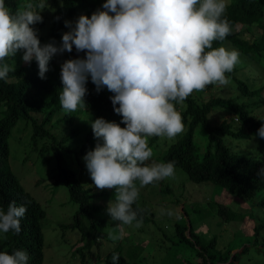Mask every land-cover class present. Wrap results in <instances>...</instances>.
<instances>
[{
  "label": "clouds",
  "instance_id": "1",
  "mask_svg": "<svg viewBox=\"0 0 264 264\" xmlns=\"http://www.w3.org/2000/svg\"><path fill=\"white\" fill-rule=\"evenodd\" d=\"M46 4L27 3L13 12L0 0V79L6 81L16 70L15 62L5 61L18 52L24 63L37 62L41 79L55 56L73 49L84 54L61 64L59 102L65 113L87 107L89 78L97 93L105 88L112 93L114 112L122 120H93L97 143L83 159L97 189H115L107 207L111 220L129 226L135 221L139 228L143 221L133 205L140 189L176 174L175 161L153 159L149 139L174 140L184 130L176 105L209 85H228L226 73L239 63L238 50L222 43L213 47L232 32L225 15L229 0H104L90 16L81 14L74 23L65 20L69 30L58 44L54 39L42 44L34 27L43 22ZM257 135L264 139V124ZM258 174L264 175V168ZM26 212L27 205L15 201L6 210L0 207V234H19ZM109 238L120 240L122 233ZM119 259L113 253V264ZM28 261L26 250L0 251V264Z\"/></svg>",
  "mask_w": 264,
  "mask_h": 264
},
{
  "label": "trees",
  "instance_id": "2",
  "mask_svg": "<svg viewBox=\"0 0 264 264\" xmlns=\"http://www.w3.org/2000/svg\"><path fill=\"white\" fill-rule=\"evenodd\" d=\"M50 7L54 6L53 13L41 11L43 22L37 23L34 27L38 30L41 43H46L45 35L40 33L44 26L49 27L50 38L56 42L61 40L62 34L68 31L65 27V20L71 21L77 15L79 7L88 5L89 0H50ZM41 0H27L25 3L38 5ZM12 11L15 12L21 7L18 0H6ZM38 10V9H37ZM92 10V9H91ZM231 23L232 32L223 42L216 41L213 47H219L221 43H231L228 49H236L256 61L264 64V0H229L225 13ZM256 26L261 29L262 36L257 41L246 39L245 34L249 30H239V25ZM230 45V44H229ZM235 46V47H234ZM83 53H72L63 56L62 60L73 58ZM6 63L13 64L12 58H6ZM57 62L53 58L49 63V71L46 78L41 79L38 75V64L35 60L31 64H23L16 67L14 72H9L7 80L0 79V207L7 209L10 202L15 201L17 205L26 204L27 212L21 219V232L14 234H0V251L12 253L17 249L26 250L29 254L28 264L46 263V234L44 223L48 217L47 202L36 197L28 190L21 179L16 174L10 161L12 156V146L10 139L13 138L14 131L21 123H25L31 129L32 144L38 145L42 140H47L46 150L53 152V157L58 161V172L48 180L43 181L44 187L55 197L58 190L66 188L69 200L76 207L75 213L70 222L61 223L65 231L73 232L78 236V243L73 247V254L80 256V264H94L88 260V255L93 247L98 251L102 250L103 240L108 238L109 233L106 227L112 224L107 217V207L115 196V189L95 191V188L84 183V176L75 168L68 165L63 158L61 147L69 140L78 137L86 131V138L81 148L74 151L77 162L83 165L81 158L87 151L93 149L97 143L94 138L92 127L72 128L75 122V112L67 113L59 120L70 126L66 137L58 140L51 130L46 128L55 115L63 109L59 102V93L63 87L60 76H53ZM232 76L242 94L253 97L259 95L260 89H252L249 84L237 78L235 73H226ZM211 87V85L207 86ZM88 95L85 97L87 106L91 111L94 120L97 117H104L106 120L120 123L122 117L114 112L110 93L106 88L99 93L95 90V85L90 78L87 84ZM264 102V99H263ZM260 105V104H258ZM181 105L177 104L176 107ZM245 103H237L234 99L224 97H214L204 104H199L196 97L191 94L184 102L180 110L184 130L176 139L168 144L166 149L162 148L161 153L154 154L153 157L160 158L162 162L175 161V166L184 170L189 179L195 183L212 182L221 189H228L231 193L241 199L264 209V198L255 202L254 198L264 191V175H259L260 169L264 168V139L257 135V130L264 124L263 118L253 117L247 109ZM180 108V107H179ZM217 108H226L239 116L240 120L247 126V129L234 130L233 122L224 120L220 124H214L211 120V113ZM123 127L124 125L121 124ZM199 128L206 134L207 142L202 149L197 135ZM231 136L236 139L248 140L255 136L258 138L256 151L248 154L233 151L226 143L225 137ZM160 138L149 139V146L153 148L159 145ZM14 153V151H13ZM138 184V182H137ZM45 189V190H46ZM101 196L106 203H97L94 199ZM141 189L134 209H138L137 219H142L144 223L151 221L141 206ZM44 201V204H43ZM218 214L226 222L236 221L241 218V214L224 203L218 204ZM104 213L103 216H98ZM185 218H182L184 220ZM185 221V220H184ZM183 221V222H184ZM135 222V221H134ZM188 226L177 224L173 255H177L179 248L188 247L189 256L181 264H218L228 262L232 247L226 252L217 249L218 238L213 237L209 241H204L201 235L192 233L194 239L186 234ZM256 241L253 246L259 245V235L264 230V221L255 229ZM115 242V246L104 257L101 256L102 264H113V253L119 254L118 264H142L138 257L142 253L141 247H133L123 250V247ZM264 245L263 242L261 243ZM250 246L242 249L243 254L249 253ZM239 255L235 254L238 259ZM177 260H175V263ZM49 264V263H48ZM53 264V263H50ZM64 264V263H61Z\"/></svg>",
  "mask_w": 264,
  "mask_h": 264
},
{
  "label": "rangeland",
  "instance_id": "3",
  "mask_svg": "<svg viewBox=\"0 0 264 264\" xmlns=\"http://www.w3.org/2000/svg\"><path fill=\"white\" fill-rule=\"evenodd\" d=\"M26 1L18 0L19 6L22 8L26 4ZM46 2L48 9L45 11L53 13L55 8L54 6L50 7L51 1L46 0ZM103 2L104 0H89L88 5H81L79 7L77 15L71 21L74 23L81 14L90 16L93 11L101 7ZM239 30H249L245 36L250 41H257L262 36L261 29L256 28V26L241 24L239 25ZM40 33L45 35L44 39L46 43L52 40L49 35V27L44 26ZM60 41L56 43L58 44ZM231 45L229 42L225 43L226 48L231 47ZM66 54L68 53L65 52L62 55L54 57L57 62L54 77L60 76V66L63 63L62 58ZM83 55L81 54L80 56ZM21 56L22 53L18 52L14 58L11 57L16 67L23 64ZM233 72L237 78L246 81L252 89L261 88L259 95L249 97L242 94L237 89L235 79L230 75H226L231 81L228 85L212 84L211 87L202 92H193V96L196 97L199 104H204L207 100L217 96L234 99L237 103L247 104V109L253 117L258 119L263 118L264 64L260 65L240 52L239 63L235 65ZM183 105L180 106V109L183 108ZM75 113V122L71 127L89 130L94 118L88 106L78 108ZM66 114L62 110L46 125V128L51 130L58 140L66 137L70 130L69 125L59 121ZM211 120L214 124H220L224 120H228L233 122L234 130L247 129V126L243 124L239 116L226 108L214 110L211 113ZM31 132L30 127L25 123H21L14 131L13 138L10 139L13 156L10 163L25 187L33 195L47 202L48 217L44 223L47 245L45 252L46 263L80 264V256L72 252L73 247L78 243V236L73 232L65 231L61 227V223L71 221L78 205H74L69 200L66 188L61 187L57 195L52 197L50 195L51 192L44 187L43 181L48 180L58 172V161L53 157V152L46 150L48 145L47 140H42L38 145L32 144ZM85 138L86 131L82 132L78 137L67 141L61 147L62 155L68 165L75 168L84 176V183L91 185L95 188L96 192H99L101 190L97 189L93 184L84 159L81 158L83 162V165H81L77 162V158L74 155V151L81 148V145L85 142ZM197 140L203 149L207 138L201 128H199ZM225 140L233 151L245 154L256 151L258 143V138L255 136H252L248 140L227 136ZM172 141L167 138H160L158 141L159 145L153 148V153L159 155L161 149H166ZM153 159L157 162H162L160 158L153 157ZM106 190L111 191V189ZM111 197H113V200L114 194ZM262 198H264V191L260 192L254 200L255 202H259ZM94 200L97 203H106L104 199L102 200L101 196L96 197ZM140 203L144 211L149 214L151 221L147 223L142 222V226L137 228L134 226L135 222H133L132 226L123 225L112 221L110 215L107 214L112 224L106 227V231L114 235H121L122 233V238L118 240V243L123 247V250L136 246L141 247L142 253L138 259L142 264H181L189 256L190 249L186 246L179 248L176 256L173 255L174 242L179 240L176 236L177 224L188 226L186 234L192 239H194L192 233L201 235L204 241L217 237V249L222 252H226L228 248L234 246L231 251L233 257L228 262L223 261L218 264H264V245L261 244L264 238V230L258 236L260 239L258 244H260L256 245V247L253 246V243L256 241L255 229L264 221V209L241 199L226 188L221 189L220 186L212 182L195 183L189 179L184 170L176 167L174 179H165L141 188ZM219 203H224L239 212L241 218L232 222L224 221L217 211ZM103 215L104 213L98 214V216ZM182 218H185V221ZM115 242L108 236V238L103 240L102 250L98 251L96 247H93L87 259L95 262L94 264H102L100 254L104 257L107 250L115 246ZM247 246H250V251L243 254L242 249H245ZM235 254L241 255L236 259ZM175 260H177L176 263Z\"/></svg>",
  "mask_w": 264,
  "mask_h": 264
}]
</instances>
